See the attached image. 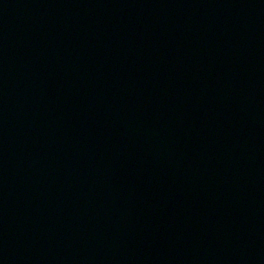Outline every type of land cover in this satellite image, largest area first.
Returning <instances> with one entry per match:
<instances>
[{
  "label": "water",
  "instance_id": "95a60500",
  "mask_svg": "<svg viewBox=\"0 0 264 264\" xmlns=\"http://www.w3.org/2000/svg\"><path fill=\"white\" fill-rule=\"evenodd\" d=\"M0 203L89 264H264V0H0Z\"/></svg>",
  "mask_w": 264,
  "mask_h": 264
}]
</instances>
